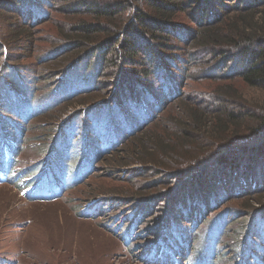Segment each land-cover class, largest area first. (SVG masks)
<instances>
[{
    "label": "trees",
    "instance_id": "16d2710c",
    "mask_svg": "<svg viewBox=\"0 0 264 264\" xmlns=\"http://www.w3.org/2000/svg\"><path fill=\"white\" fill-rule=\"evenodd\" d=\"M58 1L0 0V27L7 31L0 35V112L12 97L19 108L12 113L24 122L50 112L47 119L58 124L71 112L81 113L72 125L60 126L57 137L62 138L75 125L90 124V116L104 108L145 103L147 111L153 109L152 117L130 144L106 156L108 165L104 167L109 173L136 163L140 167L129 171L130 180L140 169L146 174L159 170L164 180L146 186L187 179L191 170L185 168L201 164L219 151L212 169L221 168L223 176L209 169L201 178H194L188 191L174 196L168 218H160L156 227L141 232L150 208L139 207L144 202L141 193L128 197L136 206L121 220L127 226L122 234L125 245L142 240L140 247L149 264H186V252H191L194 239L182 232L183 225L190 232L208 221L210 228L240 222L243 214L256 220L264 217V201L257 195L264 184L259 181L264 179V108L249 106L232 85L218 86L204 96L218 105L209 109L184 97L188 81L184 73L191 71L192 65H199L196 69L202 79L223 83L240 80L245 87L264 90V0H61L71 6L64 9L69 13L68 25L52 33V43L60 45L51 44L55 48L44 51L37 60V72L33 70L28 79L24 74L29 70L18 60L25 56V49L36 47V28L51 19V9L59 7ZM13 43L17 45L14 48ZM178 62L188 69L179 70ZM84 66L95 75L94 88L62 103L58 107L63 111L57 115L54 111L58 107L44 112L49 107L46 93L60 90ZM108 68L114 77L103 84L99 79ZM107 93L113 96L107 97ZM34 99L39 105L30 104ZM169 106L174 112L167 113ZM23 107L31 114L22 112ZM164 114L166 121L158 124ZM149 125L154 126L146 131ZM11 131L14 139L21 137V133ZM8 139L7 127L0 123V141ZM186 148L202 153L185 163L179 149L185 152ZM147 190L154 188L146 187L144 192ZM241 195L251 199L243 206L246 213L225 209L230 197ZM122 205L120 201L114 208ZM120 213H116L117 219ZM209 214L214 216L206 220ZM122 227L118 226L119 232Z\"/></svg>",
    "mask_w": 264,
    "mask_h": 264
},
{
    "label": "rangeland",
    "instance_id": "374dc122",
    "mask_svg": "<svg viewBox=\"0 0 264 264\" xmlns=\"http://www.w3.org/2000/svg\"><path fill=\"white\" fill-rule=\"evenodd\" d=\"M58 3L59 7L51 9V19L36 28V47L31 51L25 49V56L21 55L18 60L21 66L29 70L24 74L28 79L33 75V70L37 72L35 66L44 51L55 48L51 46L54 41L52 33H56L57 27L65 28L68 25L70 18L65 8L71 4L61 0ZM6 33L0 27V35ZM16 46V43L12 44L13 48ZM177 65L179 70L188 69L184 63L178 62ZM197 66H189L191 71L184 73L188 76L184 97L196 105L208 109L218 106L213 99L204 96L214 92L218 86L232 85L249 106L264 108V90L245 87L240 80L223 83L202 79ZM94 77L91 68L81 67L60 90L46 93L49 107L43 108L44 112L60 107L83 90L91 91ZM113 77L112 70L108 68L99 81L105 84ZM84 79L88 82H84ZM108 96L112 97L113 94L107 93ZM28 99L31 96L28 95ZM30 104L39 105V101L34 99ZM144 106L146 104L142 102H129L119 108H104L90 116V124L75 125L69 130L68 136L60 138L57 137L60 126L65 129L72 125L73 120L80 119L77 116L81 113L71 112L58 124L47 119L50 118V112L24 122L13 114L19 108H15L17 104L12 97L6 100L2 108L4 110L0 112V123L2 128L7 127L9 135L6 142L0 141V264H149L140 247L144 243L142 240L135 239L129 246L122 240L127 228L125 223L121 224L122 217L131 214L136 206L127 198L132 195L139 197L141 193L144 202L139 207L150 208L141 225V232L156 227L160 218H168L167 214L175 202L174 196L181 197V192L188 191L192 186L194 178H201L209 172L207 170L216 166L215 157L219 151L213 154L214 157L209 155L203 163L185 168L187 172L191 170L189 178L173 179L169 185L159 183L154 184L157 186H146L161 180L159 170L147 174L143 171L145 169H140V172L137 170V177L130 180L129 171L140 167H136V163L131 168L106 172V156L123 144H130L132 137L138 135L149 121L148 118L152 117L149 115H152L153 109L147 111ZM20 109L31 114L26 107ZM173 110L169 106L167 113ZM61 111L63 107L54 111V115ZM165 116L162 115L158 124ZM154 125L144 129L147 131ZM12 129L15 134L21 133V137L15 135L17 139H14ZM179 151L185 163L191 156L202 153L197 148L189 152L188 148L185 152ZM220 169H212V172L216 176H223ZM37 180L44 186H38ZM260 180L264 182L261 177ZM262 186V191L257 195L262 196L259 198L264 201V184ZM146 187H153L154 190L144 192ZM250 200L242 195L238 198L232 196L225 202V209L233 208L246 213L243 206ZM120 201L123 205L114 208ZM193 201L196 202V199ZM117 212H121L120 219L115 217ZM213 216L209 214L206 220ZM247 216L241 215L243 219L232 225L215 224L210 228L209 221L204 220L205 224L190 232L184 230L186 225L180 227L185 235L189 234L194 239L191 252H186V264H264V217L256 222V219ZM119 225L124 226L120 232L117 229ZM247 228L250 230L247 231ZM136 233L139 231L136 230Z\"/></svg>",
    "mask_w": 264,
    "mask_h": 264
}]
</instances>
